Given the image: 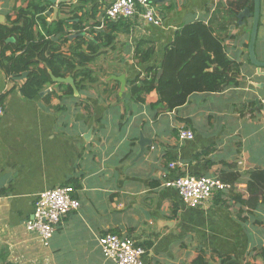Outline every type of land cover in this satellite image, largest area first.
<instances>
[{
    "label": "crops",
    "instance_id": "0c3cea01",
    "mask_svg": "<svg viewBox=\"0 0 264 264\" xmlns=\"http://www.w3.org/2000/svg\"><path fill=\"white\" fill-rule=\"evenodd\" d=\"M40 2L53 9L49 23L72 16V8L60 7L65 0ZM68 3L74 7L79 0ZM227 3L158 0L154 6L162 26L140 17L125 20L113 47L90 65L96 82L66 100L61 85L71 83L56 79L41 96L25 98L23 71L5 73L0 64V264H116L99 244L109 233L144 246L145 264H195L201 252L216 264L222 258L264 264V209L251 212L234 198L247 200L250 174L264 170V89L259 88L264 69L249 55L253 19L226 31L224 15L214 16L220 8L225 12ZM28 4L0 0V25L14 21L17 9ZM83 7L85 24L102 29L101 6L93 0ZM197 21L212 24L224 41L227 57L239 67L230 73L238 85L196 92L173 111L158 108L155 91L143 94L142 103L128 97L129 81L159 66L178 30ZM146 42L156 52L138 65L133 57ZM256 55L264 63V0ZM51 92L57 96L47 103L44 97ZM182 129L193 131L194 139L181 142ZM141 138L146 153L137 160ZM172 163L178 164L174 170ZM175 175L224 178L231 189L191 209L176 189L164 185ZM67 185L74 186L81 206L56 226L45 247L27 231L26 221L38 193Z\"/></svg>",
    "mask_w": 264,
    "mask_h": 264
},
{
    "label": "trees",
    "instance_id": "16d2710c",
    "mask_svg": "<svg viewBox=\"0 0 264 264\" xmlns=\"http://www.w3.org/2000/svg\"><path fill=\"white\" fill-rule=\"evenodd\" d=\"M40 1L43 0H29L26 8L17 9L14 21L0 25L1 67L5 73L20 69L23 71L26 82L21 92L27 99L41 96L49 86L55 84L54 79L66 78H71L74 84L61 85L64 89L63 100L73 98L76 93L86 91L96 82L90 65L106 53V49L113 47L115 33L120 31L125 19L105 21L100 30L88 27L85 24L86 12L83 6L89 5L93 0H79L74 7L66 2L60 5L62 10L66 6L72 8L70 18H59L49 23L47 19L53 9H49V3L43 6ZM227 5L225 12L220 8L214 14L216 18L224 15L226 31L233 25L238 26L237 15L243 9L254 11V0H228ZM40 26L45 34L40 31ZM215 31L212 24L202 21L183 26L166 49L163 62L129 81L127 96L142 103L143 94L155 91L159 96L158 108L173 111L186 104L189 96L196 92H223L229 87L237 86L235 73L234 78L230 77V73L235 70L238 72L239 67L227 57L224 41ZM88 32L89 35L86 36ZM72 34L77 37L71 39ZM7 52L11 54L7 55ZM155 52L153 45L142 43L133 57L134 62L138 65L145 64ZM55 96L56 92L45 95V102L51 103ZM247 188L249 198L243 200L234 196L236 201L251 212L260 207L264 209V170H256L250 174ZM222 193L224 192L217 194L222 196ZM195 264L216 263L206 260L205 254L201 252L195 258ZM220 264L234 263L230 258H222Z\"/></svg>",
    "mask_w": 264,
    "mask_h": 264
},
{
    "label": "built area",
    "instance_id": "2783aa9c",
    "mask_svg": "<svg viewBox=\"0 0 264 264\" xmlns=\"http://www.w3.org/2000/svg\"><path fill=\"white\" fill-rule=\"evenodd\" d=\"M158 0H95L104 13L106 21L134 20L141 18L146 24L161 27L163 21L154 4ZM0 114L2 110L0 109ZM193 131L182 129L179 132L181 142L193 140ZM177 163L170 164L174 170ZM165 187L176 189L185 205L197 209L210 203L218 192H226L231 185L217 177L179 176L166 179ZM73 186H61L38 193L32 218L26 221L28 232L38 236L40 242L48 247L54 236L56 226L72 211L81 206L75 196ZM103 254L116 264H145L147 249L134 239L109 233L99 239Z\"/></svg>",
    "mask_w": 264,
    "mask_h": 264
},
{
    "label": "water",
    "instance_id": "95a60500",
    "mask_svg": "<svg viewBox=\"0 0 264 264\" xmlns=\"http://www.w3.org/2000/svg\"><path fill=\"white\" fill-rule=\"evenodd\" d=\"M71 0H65L66 3L70 2ZM261 9H262V0H254V11L251 12V10L249 8H245L243 9L238 15H237V19L239 24H243V20L245 18H251L253 19V26H252V32H251V39H250V44H249V55H250V59L252 61V63L258 67L259 69H264V63H261L258 61L257 59V55H256V42H257V38H258V32H259V25H260V21H261ZM160 73L162 74V70L160 71ZM264 75V72H263ZM121 83H122V87H125V78L121 77V78H117ZM57 82H63V83H71L73 84L71 79H62V80H58ZM259 88L264 89V84L260 85ZM145 144V140L143 138H141V142H140V152L137 156V160L140 159L141 157L144 156V154L146 153L145 149H146V145ZM144 215L147 217V213L143 212Z\"/></svg>",
    "mask_w": 264,
    "mask_h": 264
},
{
    "label": "rangeland",
    "instance_id": "374dc122",
    "mask_svg": "<svg viewBox=\"0 0 264 264\" xmlns=\"http://www.w3.org/2000/svg\"><path fill=\"white\" fill-rule=\"evenodd\" d=\"M228 4V3H227Z\"/></svg>",
    "mask_w": 264,
    "mask_h": 264
}]
</instances>
